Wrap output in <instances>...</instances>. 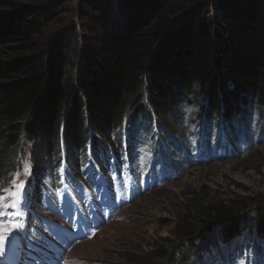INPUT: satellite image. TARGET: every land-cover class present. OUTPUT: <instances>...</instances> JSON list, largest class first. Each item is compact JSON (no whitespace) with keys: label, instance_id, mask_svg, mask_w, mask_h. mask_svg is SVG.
Listing matches in <instances>:
<instances>
[{"label":"trees","instance_id":"16d2710c","mask_svg":"<svg viewBox=\"0 0 264 264\" xmlns=\"http://www.w3.org/2000/svg\"><path fill=\"white\" fill-rule=\"evenodd\" d=\"M64 3L0 0V179L18 164L23 135L34 165L51 169L62 149L74 161L87 145L96 155L102 135L131 149L136 130L194 103L214 125H264V0H79L69 27ZM95 25V40L81 37ZM245 220L218 208L192 234L228 241ZM251 225L263 238V201Z\"/></svg>","mask_w":264,"mask_h":264},{"label":"rangeland","instance_id":"374dc122","mask_svg":"<svg viewBox=\"0 0 264 264\" xmlns=\"http://www.w3.org/2000/svg\"><path fill=\"white\" fill-rule=\"evenodd\" d=\"M64 1L62 18L69 27L78 22L83 9L79 0ZM204 3L206 10H212ZM97 26L81 37L95 40ZM201 112L199 103H194L180 108L175 118H154L148 130L136 135L133 155L123 160L121 169L112 167L108 173L98 169L87 149L86 163L74 164L76 170L61 158L59 166L43 175L42 168L34 165L32 140L23 135L18 164L0 179V195L6 198L0 203L12 204L11 193L19 191L21 181L28 190L32 183L42 182L44 209L33 211L27 205L18 210L17 204L2 209L9 212L0 215V261L5 255V259L14 256V264H170L178 260L180 264H264V239L260 242L252 235L251 225L255 207L264 202V125L256 117L250 119L246 130L242 126L246 133L236 141L220 134L224 147L203 157L197 143L201 132L207 131L204 127L214 123ZM221 124H215V136L223 132ZM118 131L122 142L127 130L122 126ZM169 137L176 149L167 144L165 152L154 150L156 140L166 144L164 139ZM100 139L113 159L116 134ZM89 174L100 184L89 185L84 177ZM222 207L238 209L246 217L241 241L231 247L219 243L213 252L205 251L210 242L196 243L197 233H192ZM11 220L15 240L22 231L26 235L21 250L12 247L5 254ZM36 232H41L40 241ZM191 254L195 257L190 259Z\"/></svg>","mask_w":264,"mask_h":264},{"label":"snow or ice","instance_id":"6c2138e0","mask_svg":"<svg viewBox=\"0 0 264 264\" xmlns=\"http://www.w3.org/2000/svg\"><path fill=\"white\" fill-rule=\"evenodd\" d=\"M19 191L11 193V195L15 197H20L24 194L25 191V184L23 181L20 182V184L17 186ZM6 198L4 196H0V202H3ZM15 206V199L13 200V203L11 205L9 204H3L0 203V215H4L5 213L2 211L5 207H14Z\"/></svg>","mask_w":264,"mask_h":264},{"label":"bare ground","instance_id":"6f19581e","mask_svg":"<svg viewBox=\"0 0 264 264\" xmlns=\"http://www.w3.org/2000/svg\"><path fill=\"white\" fill-rule=\"evenodd\" d=\"M78 249V248H77Z\"/></svg>","mask_w":264,"mask_h":264}]
</instances>
